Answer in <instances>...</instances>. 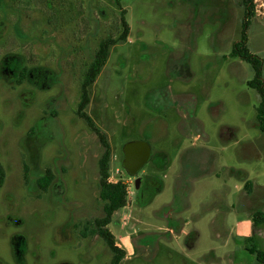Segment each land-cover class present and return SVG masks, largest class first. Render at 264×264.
<instances>
[{
  "label": "rangeland",
  "instance_id": "1",
  "mask_svg": "<svg viewBox=\"0 0 264 264\" xmlns=\"http://www.w3.org/2000/svg\"><path fill=\"white\" fill-rule=\"evenodd\" d=\"M255 2L248 47L264 60V0ZM121 7L130 34L111 49L86 112L108 136L112 180L129 187L109 226L127 252L122 264H261L240 226L264 209L260 95L247 84L252 65L231 56L241 0ZM120 17L115 0H0V264H19L16 237L26 242L23 264L111 262L90 233L103 216L104 150L77 106L98 44L119 35ZM23 69L47 71L45 89L19 83ZM137 141L151 148L138 176L144 195L123 168L126 145ZM48 169L55 179L43 193ZM252 234L264 249V225Z\"/></svg>",
  "mask_w": 264,
  "mask_h": 264
},
{
  "label": "trees",
  "instance_id": "2",
  "mask_svg": "<svg viewBox=\"0 0 264 264\" xmlns=\"http://www.w3.org/2000/svg\"><path fill=\"white\" fill-rule=\"evenodd\" d=\"M123 0H115L116 5L121 10V32L117 37L108 36L102 39L94 53V58L88 65L85 78L81 86V98L77 106V115L83 119L91 130L98 136V139L103 147V154L99 160V188H100V200L103 203V216L95 219L93 228L90 230L91 235L99 236L109 248L112 253V259L109 264H122L126 258L127 252L120 247L116 241L115 235L109 229L112 223L114 215L124 209L128 204L129 187L123 180L113 181L111 178V160H112V147L109 143L107 134L96 126L93 118L86 112V109L91 103L90 87L95 84L98 76L101 74L103 68L106 66L111 49L118 43L126 42L130 34V25L126 19L127 11L121 7ZM241 5L244 9V20L242 25V33L239 41L233 44L231 56L233 58H239L252 65L254 69V78L248 81V86L257 90L260 95V103L257 107V119L259 127L264 132V82L262 78V70L264 60L253 54L248 47L249 42V30L254 17L256 16V2L255 0H241ZM25 71V72H24ZM37 74L27 73L26 70L19 74V83L25 79H29L41 89H45L46 83L44 77L47 75L45 70H35ZM28 169L26 168V173ZM55 176L53 172L48 169L46 173L38 179V186L41 192L46 193L49 187L52 185ZM5 181V172L0 164V188ZM26 181L28 182V176L26 175ZM252 184L246 182L245 190L251 192ZM162 187L158 188L157 192H160ZM253 228L264 225V209L257 210L252 214ZM246 250L249 254L254 255L257 261L264 264V249H261L255 241L254 234L246 238ZM26 246L25 239L23 237H16L13 240V249L16 261L19 264H23L24 249Z\"/></svg>",
  "mask_w": 264,
  "mask_h": 264
},
{
  "label": "water",
  "instance_id": "3",
  "mask_svg": "<svg viewBox=\"0 0 264 264\" xmlns=\"http://www.w3.org/2000/svg\"><path fill=\"white\" fill-rule=\"evenodd\" d=\"M151 158V148L145 142H129L125 148V159L123 168L130 177L135 178L137 189L140 188L141 179L138 174L147 165Z\"/></svg>",
  "mask_w": 264,
  "mask_h": 264
},
{
  "label": "crops",
  "instance_id": "4",
  "mask_svg": "<svg viewBox=\"0 0 264 264\" xmlns=\"http://www.w3.org/2000/svg\"><path fill=\"white\" fill-rule=\"evenodd\" d=\"M252 214L253 213H251V214L249 213V215L247 216V218L241 219L242 221L240 222V226L241 227H245L244 234H245L246 238L250 236V233L253 230ZM237 234H239L238 231H237Z\"/></svg>",
  "mask_w": 264,
  "mask_h": 264
},
{
  "label": "flooded vegetation",
  "instance_id": "5",
  "mask_svg": "<svg viewBox=\"0 0 264 264\" xmlns=\"http://www.w3.org/2000/svg\"><path fill=\"white\" fill-rule=\"evenodd\" d=\"M138 176H139V174H138ZM147 188H144L143 186L139 189L140 190V192H141V195L143 194L144 195V190H146Z\"/></svg>",
  "mask_w": 264,
  "mask_h": 264
}]
</instances>
